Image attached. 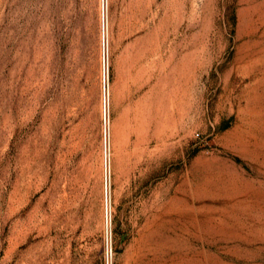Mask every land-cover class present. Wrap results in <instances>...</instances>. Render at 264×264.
I'll use <instances>...</instances> for the list:
<instances>
[{
  "label": "rangeland",
  "instance_id": "obj_1",
  "mask_svg": "<svg viewBox=\"0 0 264 264\" xmlns=\"http://www.w3.org/2000/svg\"><path fill=\"white\" fill-rule=\"evenodd\" d=\"M0 264H264V0H0Z\"/></svg>",
  "mask_w": 264,
  "mask_h": 264
},
{
  "label": "trees",
  "instance_id": "obj_2",
  "mask_svg": "<svg viewBox=\"0 0 264 264\" xmlns=\"http://www.w3.org/2000/svg\"><path fill=\"white\" fill-rule=\"evenodd\" d=\"M75 18V15H74ZM74 21V20H73ZM74 23H76V21H74ZM76 33H78V41H76V43H78V45L75 47L76 48V52L74 53L72 60L70 62V68H71V73H70V78H69V84L68 87L71 90V95L76 98L75 94H78L79 88H80V81H79V73L82 69V64H83V57H82V48L80 46V42H79V37L82 33V30L80 27H78V25L74 28ZM80 106H78V110H80Z\"/></svg>",
  "mask_w": 264,
  "mask_h": 264
},
{
  "label": "built area",
  "instance_id": "obj_3",
  "mask_svg": "<svg viewBox=\"0 0 264 264\" xmlns=\"http://www.w3.org/2000/svg\"><path fill=\"white\" fill-rule=\"evenodd\" d=\"M103 59L105 60V46L103 49ZM103 94H104V103H106V80H105V65H103Z\"/></svg>",
  "mask_w": 264,
  "mask_h": 264
}]
</instances>
